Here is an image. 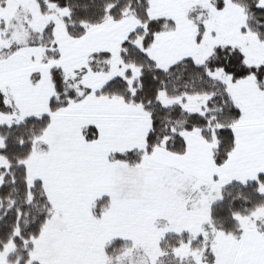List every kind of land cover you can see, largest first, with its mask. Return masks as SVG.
Listing matches in <instances>:
<instances>
[{
	"label": "snow or ice",
	"instance_id": "obj_1",
	"mask_svg": "<svg viewBox=\"0 0 264 264\" xmlns=\"http://www.w3.org/2000/svg\"><path fill=\"white\" fill-rule=\"evenodd\" d=\"M0 264H264V0H0Z\"/></svg>",
	"mask_w": 264,
	"mask_h": 264
}]
</instances>
